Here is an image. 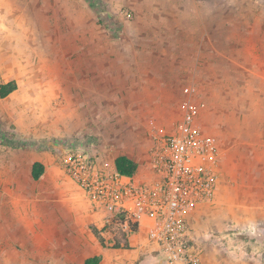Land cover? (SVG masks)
Returning <instances> with one entry per match:
<instances>
[{
	"label": "rangeland",
	"instance_id": "374dc122",
	"mask_svg": "<svg viewBox=\"0 0 264 264\" xmlns=\"http://www.w3.org/2000/svg\"><path fill=\"white\" fill-rule=\"evenodd\" d=\"M212 3V0H0V9L6 6L13 11L7 34L28 40L47 39L53 28L58 30V25L63 38L84 35L85 29L99 34L96 31L99 19L103 21L102 27H108L105 43L108 53L91 64V68H97V74L82 73L76 79L79 70H89L90 63L83 53L70 60L68 52L60 64L46 53L39 60L44 65L40 70H36L37 66L35 70H0V85L12 80L16 83L12 94L0 98V160L5 157V147L29 152L42 150L56 157L66 176L63 162L69 154L98 149L108 163L118 156L133 160L139 173L148 163L154 130L170 129L179 119V105L186 99H194L207 105L208 116L204 114L199 124L205 133L219 140L226 168L238 166L237 171H231L233 177L255 174L256 168L246 170L245 164L260 165L264 157L257 155L259 160H255V156L245 154L243 147L231 148L228 118L235 113L250 114L253 108L244 107L246 99L260 97V92L245 90L246 84H258L259 78L245 75L244 70H264L261 68L264 0H216L215 26L211 25ZM76 4H84L77 16L71 11ZM87 14L92 15L93 27L87 21L86 28L80 27L88 19ZM33 15L36 26L31 27ZM76 46L83 48L84 43L77 42ZM34 61L37 63V59ZM101 61L108 69L105 73H100ZM55 63L58 70L52 68ZM149 70L151 73L158 70L161 78L174 82L170 92L158 93L172 103L164 108L162 120L155 108L143 106V99L150 95L141 90L138 80L146 78ZM75 82L82 84L81 89L69 90ZM127 84L129 87L133 84L134 89L125 91L123 86ZM236 99L238 106H231ZM219 101L223 106L218 105ZM168 117L174 118L165 121ZM238 123L237 132L244 134L246 124L242 119ZM242 136L235 140L244 144ZM18 144L21 146L16 147ZM241 178L230 183L240 184ZM26 191L36 201L43 200V205L52 199L40 196L53 197L56 193L32 181L26 185ZM102 230L106 232L104 226ZM213 234L216 257L228 258L234 253L250 264H264V229ZM160 260L157 258L156 263Z\"/></svg>",
	"mask_w": 264,
	"mask_h": 264
},
{
	"label": "crops",
	"instance_id": "0c3cea01",
	"mask_svg": "<svg viewBox=\"0 0 264 264\" xmlns=\"http://www.w3.org/2000/svg\"><path fill=\"white\" fill-rule=\"evenodd\" d=\"M215 1L212 0L214 21L212 26L218 23L215 22L217 19ZM83 5L76 4L71 9L75 16L79 15L77 11ZM2 7L5 8L0 9V70H35L36 66V70H40L41 67L44 68L40 61L46 53L60 64V60L65 59L64 54L68 52L70 60L72 56L83 53L85 60L88 59L90 63L89 70H79L75 76L76 79L78 74L82 73L86 76L97 74V68H91L92 60L103 59V56L108 53L107 44H105L108 41V30L104 26L103 28L101 24L97 25L96 31L99 33L97 35L85 29L84 35H70L63 38L57 24L58 30L53 28V34L47 39L41 37L39 41L37 39L32 41L20 35L7 34L12 24L13 11L6 6ZM87 15L88 19L84 20V24L81 23L80 27L86 28L87 24L93 27L92 15ZM33 18L30 24L29 21L26 24L31 27L36 26L35 15ZM52 21L57 23L55 18H52ZM66 42L69 44L68 47ZM77 42L84 43V47H77ZM36 59L37 63L34 61ZM52 68L58 70L56 63ZM103 68V61H101L100 73L108 70ZM261 68L264 69V66L262 65ZM152 71L154 73L149 70L148 76L142 80L139 79L138 82H140L141 90H147L150 95L149 98L143 99L145 101L143 106L155 108L156 114H159L162 120L164 108L172 103L170 99L161 98L162 96L158 93L164 95L166 91L170 92V89H174V82L161 78L156 73L158 70ZM240 71L243 72V70ZM244 74L259 78L258 84L252 83L251 86L246 84L245 90L260 92V97L246 99L244 107L253 108L250 114L242 116L235 113L228 118L230 146L233 150L243 147L246 155L255 156L254 159L259 160L257 155L264 157V70H244ZM87 84L85 83L84 88H87ZM81 87V83L75 82L70 84L69 90L79 91ZM123 89L133 90L134 85L130 87L128 84L124 85ZM106 90L104 88V91ZM213 95L216 94L213 93ZM238 101L239 99H236V104L231 103V106H238ZM218 105L223 106V103L219 101ZM177 111L179 115V109ZM204 114V117L208 116V110ZM171 119L168 117L164 120L171 122ZM239 119L246 124L244 134L237 132ZM223 134L228 137L225 132ZM242 135H244V144L236 141L243 137ZM3 150H5V157L0 160L2 170L0 175V264H85V261L90 258H98V264H158L156 260L159 257L151 252L153 246L147 244L144 229L126 237V247H113L111 236L105 230L100 233L104 245L99 242L92 229L98 232L102 230L105 214L94 211L83 192L62 173L56 157L51 153L42 150L29 152L7 147ZM221 151L218 188L211 202L198 206L189 216V237L200 248L207 264H250L248 260L238 258L234 253L228 258L216 257L213 233L223 235L229 231L264 229V162L255 166L250 163L245 164L246 170H249V167L252 170L256 168L255 174L233 177L231 171H237L239 168L235 165H231L232 168H226L222 147ZM34 163H40L44 167V172L36 181L31 176ZM258 167L262 172H258ZM143 172L144 170L137 174ZM1 178H4V181ZM235 178H241V183H230ZM29 181L38 182L55 191L53 197L40 196V199L51 198L52 201H48L46 205L44 202L43 205L41 204L43 200L36 201L34 196L28 195L26 185ZM12 187L15 188L14 191ZM119 238L123 240L120 236ZM123 243L124 241H121V246Z\"/></svg>",
	"mask_w": 264,
	"mask_h": 264
},
{
	"label": "built area",
	"instance_id": "2783aa9c",
	"mask_svg": "<svg viewBox=\"0 0 264 264\" xmlns=\"http://www.w3.org/2000/svg\"><path fill=\"white\" fill-rule=\"evenodd\" d=\"M170 128H156L142 174L124 176L105 162L98 149L77 151L63 162L69 180L83 192L94 211L105 214L111 243L144 229L158 264H207L189 237V216L212 201L220 180L221 145L205 133L202 101L186 99Z\"/></svg>",
	"mask_w": 264,
	"mask_h": 264
},
{
	"label": "trees",
	"instance_id": "16d2710c",
	"mask_svg": "<svg viewBox=\"0 0 264 264\" xmlns=\"http://www.w3.org/2000/svg\"><path fill=\"white\" fill-rule=\"evenodd\" d=\"M100 24L103 23L102 19H99L98 20ZM106 28H108L106 26ZM16 90V83L14 81H11V82H8V83H5V84H1L0 85V98H5L7 97L8 95H10L12 92H14ZM20 147L21 144H18L16 147ZM114 166H115V169L116 171L121 174V175H124V176H133L136 174L137 172V168H138V165L136 162H134L133 160L125 157V156H118L116 157V159L114 160ZM44 172V167L40 164V163H34L32 165V171H31V176H32V179L33 180H38L39 177L42 175V173ZM102 231L104 230H101L100 232L96 231L95 229H92V232L93 234L96 236V238L99 240L100 243H102V245H104V240H102L101 238V234ZM121 235L120 237L123 239L121 240L119 238L118 235H116L117 237L114 238V241L115 243L113 244V247H126V241L125 240V236L122 235V234H119ZM121 241H124L123 243V246H121ZM99 262V259L98 258H90V259H87L85 261V264H98Z\"/></svg>",
	"mask_w": 264,
	"mask_h": 264
}]
</instances>
